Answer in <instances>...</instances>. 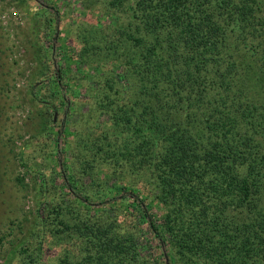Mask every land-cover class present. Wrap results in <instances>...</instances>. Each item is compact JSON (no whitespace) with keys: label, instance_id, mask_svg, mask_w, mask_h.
I'll return each instance as SVG.
<instances>
[{"label":"trees","instance_id":"16d2710c","mask_svg":"<svg viewBox=\"0 0 264 264\" xmlns=\"http://www.w3.org/2000/svg\"><path fill=\"white\" fill-rule=\"evenodd\" d=\"M34 1L28 87L52 163L22 144L21 264L50 242L57 264H264V0H101L113 22L76 33ZM80 105L93 125L74 132Z\"/></svg>","mask_w":264,"mask_h":264},{"label":"rangeland","instance_id":"374dc122","mask_svg":"<svg viewBox=\"0 0 264 264\" xmlns=\"http://www.w3.org/2000/svg\"><path fill=\"white\" fill-rule=\"evenodd\" d=\"M56 3L63 14L62 24L72 33L77 32L78 24L83 21L95 23L98 20L108 24L114 20L113 15L102 9L101 0H56ZM36 10L37 2L34 0H0V264H21L25 255L21 251H13L14 245L22 240L31 244V237L36 238L29 233L35 221L33 191L16 180L17 175L25 172L19 159L22 144L36 135L39 127L36 115L39 107L31 105L28 87L31 73L37 67L27 42L30 40L29 28L34 21L32 14ZM69 44L74 48L76 42L71 40ZM75 67L72 65L71 70L74 71ZM93 71L91 69V74ZM84 91V88L76 87L75 95L81 97ZM82 110L80 105L73 111L71 123L76 127H72L74 132L81 122H93L88 116H80L79 111ZM42 140V136L36 135L27 143L24 152L31 161L52 163L46 157L49 147H43ZM137 183L149 191L150 187L145 182ZM64 247V243H47L41 260L34 264H57ZM147 251V254L151 253L149 245Z\"/></svg>","mask_w":264,"mask_h":264}]
</instances>
